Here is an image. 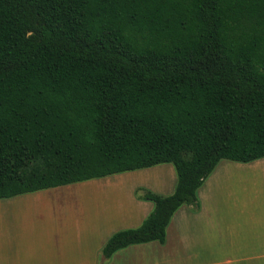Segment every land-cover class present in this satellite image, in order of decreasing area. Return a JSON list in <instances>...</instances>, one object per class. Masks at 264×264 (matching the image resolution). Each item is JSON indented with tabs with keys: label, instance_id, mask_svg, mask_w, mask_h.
Listing matches in <instances>:
<instances>
[{
	"label": "trees",
	"instance_id": "1",
	"mask_svg": "<svg viewBox=\"0 0 264 264\" xmlns=\"http://www.w3.org/2000/svg\"><path fill=\"white\" fill-rule=\"evenodd\" d=\"M261 157L264 0H0V198L175 166L103 260L164 243L222 159Z\"/></svg>",
	"mask_w": 264,
	"mask_h": 264
},
{
	"label": "crops",
	"instance_id": "2",
	"mask_svg": "<svg viewBox=\"0 0 264 264\" xmlns=\"http://www.w3.org/2000/svg\"><path fill=\"white\" fill-rule=\"evenodd\" d=\"M121 173L0 198V264H264V157L222 159L197 190L200 207L180 206L164 243L103 260L110 237L155 208L137 190L171 195L178 183L171 162Z\"/></svg>",
	"mask_w": 264,
	"mask_h": 264
},
{
	"label": "rangeland",
	"instance_id": "3",
	"mask_svg": "<svg viewBox=\"0 0 264 264\" xmlns=\"http://www.w3.org/2000/svg\"><path fill=\"white\" fill-rule=\"evenodd\" d=\"M123 174L126 175V174H129V172L121 173V174H118V175H123ZM18 197H19V196H18ZM13 202H14V201H13ZM40 219H41L40 222H35V223H38V224L44 225L43 218L41 217ZM21 223H22V219L17 218L16 221H15V224L20 226ZM28 224L31 225L32 223H28Z\"/></svg>",
	"mask_w": 264,
	"mask_h": 264
}]
</instances>
